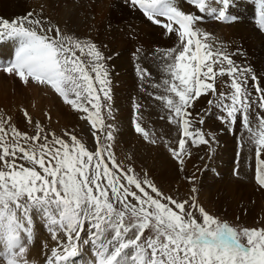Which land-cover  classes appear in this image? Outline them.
Instances as JSON below:
<instances>
[{
	"label": "snow or ice",
	"instance_id": "snow-or-ice-1",
	"mask_svg": "<svg viewBox=\"0 0 264 264\" xmlns=\"http://www.w3.org/2000/svg\"><path fill=\"white\" fill-rule=\"evenodd\" d=\"M184 2L194 11L184 10L180 0H123L129 10L139 11L164 35L174 37V46L154 50L162 78L150 84L158 92L147 94L166 110L160 119L176 128L177 146L143 126L139 103L134 132L149 144L163 143L183 171L185 157L191 156L189 145H208L211 150L216 142L215 133L203 130L204 116L190 111L196 100L209 97L208 114L214 108L233 134L238 122L248 133L243 143L256 149L255 180L264 189V87L250 65L233 58L240 52L230 51L200 27L206 16L235 20L228 14L233 0ZM258 3L264 29V0ZM4 42L12 54L0 57V73L17 78L25 88L58 97L90 126L94 148L78 138L74 128L57 135L50 127V112L45 113L48 123H42L21 109L33 134L0 112V262L30 264L35 216L55 242L44 264H264V228L238 229L209 213L198 202L195 175L186 177L193 186L189 198L181 200L165 193L147 172L138 175L134 162L118 161V128L107 122L115 116L106 46L65 34L43 16V6L40 12L12 20L0 17ZM141 52L136 48L137 60ZM135 71L142 86L149 83L147 68L137 63ZM84 246L92 253L86 260ZM43 247L48 249V244Z\"/></svg>",
	"mask_w": 264,
	"mask_h": 264
},
{
	"label": "rangeland",
	"instance_id": "rangeland-1",
	"mask_svg": "<svg viewBox=\"0 0 264 264\" xmlns=\"http://www.w3.org/2000/svg\"><path fill=\"white\" fill-rule=\"evenodd\" d=\"M129 63H131L129 64L130 67V65H132L133 62L129 61ZM151 64L157 65L156 63H151ZM149 72L151 73V78L149 80V83L143 86H142L143 82L138 78V76H134V78L137 80L136 83H134L133 81H129L130 78L127 79V81L130 82L128 88H134V87L137 89L144 88L145 94L143 92L140 93L132 92L131 90L129 93V90H123L125 89V85H124L125 82H121L120 84L116 82L115 84L119 90L116 88L114 92L112 91L113 93H112L111 103L112 106L114 104L116 105L113 106V115L115 116V120H110L107 122L115 123L118 128V131L115 134L116 135L115 152L118 161H121L125 164L134 162V166L136 168V172L138 175H143L145 172H147L150 178L153 179L156 182V184L165 191V193L171 194L174 198L178 197L181 200L189 198V196L191 195L190 189L193 186L192 184L189 183L186 177H192L193 175H195V187L198 189V202L209 213L219 217L223 221H227L231 226L238 229L264 228V210H262L264 209V202H263L264 189H260L255 180V174L257 168L256 149L253 145H250L249 143H243V137H246L248 133L246 131H243V129H241L239 122L236 125V134H231V130L225 124H223L219 119H217V116H219L220 113H217L216 109H212L211 111L213 113L211 112L210 115H208V113L206 112V109L208 108L207 104L204 106L205 109L204 107L196 110L190 109V111L193 112V115H195L197 112L203 113L202 115H204V119H205V122L202 126L203 130L206 134L209 132L215 133L216 142L211 145V150L209 149L208 145H201L203 146V148H205V151H201L200 153L201 155L200 154L198 155L199 159L193 158L192 153L190 157H185V164L183 166V171L178 170V164L173 158H172L173 160L169 158L172 160L173 163L171 166H168L166 164L167 162L163 163V162H159V160L156 162V164L146 166L147 163L145 160L147 157L141 156L139 153L135 154L134 150L136 148L131 150L130 148L131 142L121 139V137L123 138V135L121 133L128 127H130L133 133H135L132 124L134 118L133 114L135 111V104L141 103V105L143 106L141 112L145 117L143 121V126L146 129L155 131L157 138L163 135L166 139L171 141V146L173 147L177 146L176 142L179 139V135L176 128L174 126L169 125L167 123L166 118L164 120L160 119L161 115L166 116V110L163 109L162 105H159L161 104L159 101H156L153 97H150L147 94L148 93L146 90L147 88H149V90L154 89L150 87L151 83L161 82L160 79L161 77L159 76L160 74L157 75L156 73H154L155 74L154 75L152 71ZM1 74L3 73H0V78L4 80L3 83L5 82L6 79L9 82H11L10 84H12V82L13 83L15 82L16 84L14 83L12 86L9 84L11 86L9 87L10 92L9 95H4L7 97V100L4 101L5 102L4 105H0V110H1L0 112H3L8 116H11L13 118V123H17L20 130L29 131V134H33L32 130L26 128L25 126L24 127L20 126L24 124V118L21 112L22 108H26L29 111V113L32 115L34 120H39L42 123H48V121L46 120L45 113L50 112L52 115V121L50 122V127L52 130H55L57 135H62L63 129L65 128H70V129L74 128L75 134L78 136V138L82 139V141L90 149L94 148V139L89 133L90 126L87 125L86 121L78 119L77 114L74 113L73 111H70L67 106L62 105L61 102H59L60 100L58 97H56L53 94L43 95V90L40 88H37L39 89L40 92L37 94L35 92L36 87L25 88L21 85V83L17 78L15 77L11 78L6 74L5 77L4 74L2 76ZM124 76L127 77L128 75H124ZM250 85L251 82L249 83V86ZM152 92L155 93L158 92V90L154 89ZM159 94H163V93H159ZM195 107L196 106L194 105L193 108ZM126 109L128 112H126ZM195 126L201 127V125H199L198 123ZM135 135L137 134L135 133ZM137 136L138 137L136 138L140 140L141 145L143 144L145 146L146 145L148 146V148L145 149V151L148 152L149 149L158 150L160 154L161 152H163L164 155L166 154V159L168 156L169 157L171 156L167 150V147L163 143H160L158 145H152L147 143L139 135ZM206 138L209 137L206 136ZM241 144H243L242 148L240 147ZM193 148L194 146L189 145L188 150L190 149L189 151H191ZM263 157L264 154L261 155V159H264ZM168 168L170 169L168 170ZM153 173L155 174L153 175ZM231 184L233 190L232 192L230 191L228 192L230 196L226 198L227 202L233 206L234 211L232 210L231 213L236 211V214H241V213L244 214L245 210L250 212L253 211V212H257L256 218L255 217L251 218V220L249 221L241 220L239 217L235 218L227 212L226 207H223L221 210L219 207H217L215 203H213L209 199L210 195L213 193L220 194L222 196L224 194V192L222 191H225L226 189L228 191L229 188L231 187ZM211 185L212 187H210ZM238 185L240 187H238ZM256 188L258 189V192ZM43 228H45V225H43ZM37 241L38 240L36 239L35 242Z\"/></svg>",
	"mask_w": 264,
	"mask_h": 264
},
{
	"label": "bare ground",
	"instance_id": "bare-ground-1",
	"mask_svg": "<svg viewBox=\"0 0 264 264\" xmlns=\"http://www.w3.org/2000/svg\"><path fill=\"white\" fill-rule=\"evenodd\" d=\"M255 2H257V0ZM180 4L186 11H194V9L191 8V6L187 5L184 0H180ZM41 6H43V16L47 19H50L53 24L59 25L62 31L65 32V34L75 33L81 38L92 39L102 47L106 46L103 47V51L105 55L110 57V59L108 60V66L111 72V92H114V90L117 88L115 84L116 82L119 84L121 82H125V89L123 90H129V93L131 90L132 92H143L145 94L144 88H128L130 85L129 81H133L134 83H136L137 81L134 78V76H137L135 71V65L137 63H139L142 67L147 68L149 71H152L153 74H160L159 76L162 78V73L157 67V65L151 64H157V62L154 61L152 58L153 53L155 48L167 49L174 46V37L170 35H164V30L160 26L151 24L149 21L146 20V18L142 16L139 11L129 10L123 3V0H0V17L12 20L16 17L24 16L30 11L40 12ZM211 6L219 7V5L215 3H212ZM255 11L256 4L253 3V0H233L232 6L230 7L228 14L229 16H235V20H229L224 23L221 21H217L210 16H206L204 22L200 25V27H202L208 33L214 34L216 40L224 42L225 45L228 46V49L230 51L240 52L241 54L235 55L233 58L238 63L250 65L257 77L259 78L260 85L264 87V34H262V32L256 27L254 23ZM138 47L142 49V52L139 54V60H137L134 56L135 50ZM11 54V45L8 42L1 43L0 57H8ZM129 61L133 62L130 67L129 64L131 63H129ZM3 74H1V76ZM124 75L128 76L126 77ZM129 78L130 80L127 81V79ZM224 79H227V77H224ZM3 81L4 80L0 78V105L5 104L4 101L7 100V97L4 95H9V87H11L15 83L12 82V84H10L11 82L6 79L4 83ZM146 90L147 92H152L154 89L149 90V88H147ZM35 92L37 94L40 93L39 89L37 88ZM208 98L209 97H201L200 99L196 100L194 103L196 107L192 109L196 110L204 107L207 104ZM113 106L116 105L114 104ZM126 112H128L127 109ZM202 114L203 113H201V115ZM20 126L24 127L25 123ZM121 134L123 135V138L121 137L122 140L124 139L128 142H131V150L136 148L134 150L135 154L139 153L141 156L147 157L145 160L147 163L146 166L156 164L158 160L159 162L163 163L167 162L166 164L168 166H171L173 164L172 157L168 156L166 159V154L164 155L163 152H161L160 154L158 150L155 149H149L148 152L145 151L148 146L140 144V140L136 138L138 136L132 132L130 127L126 128ZM191 151L190 152L192 153L193 158L199 159L198 155L201 153V151H205V148H203V146L201 145L198 147L194 146ZM169 158H171L172 160ZM169 169L170 168H168V170ZM154 174L155 173H153V175ZM210 187H212V185ZM231 187L228 191L226 189V192L222 191L224 192L222 196L220 194L213 193L210 195L209 199L213 203H215L217 207H219L221 210L223 207H226L227 212L235 218L239 217L241 220L244 221H249L251 220V218L254 217L256 218L257 212L253 211L250 212L245 210L246 213L244 212V214H236V211L231 213L232 210L234 211L233 206L228 203L226 199L228 198V196H230L228 192H232L233 190V187ZM238 187L240 186L238 185ZM256 190L258 192L257 188ZM34 219L36 221L35 234L36 239L38 241L30 247L29 252L27 253V259L30 264H44V260L46 259L45 253L48 252V250H50L51 247L54 246L55 242L50 241L49 233L46 231L45 228H43L44 223L39 219V217L34 216ZM44 243L48 244V249H45L43 247ZM91 256L92 253L90 252V246H84L83 258L86 260ZM76 259L80 258L78 257ZM0 264H3V262H0ZM73 264H75V260L73 261Z\"/></svg>",
	"mask_w": 264,
	"mask_h": 264
}]
</instances>
